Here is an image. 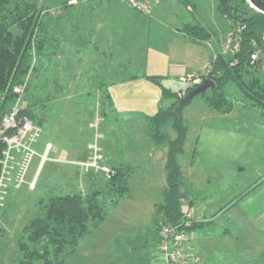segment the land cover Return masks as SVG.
Returning <instances> with one entry per match:
<instances>
[{
    "label": "rangeland",
    "instance_id": "374dc122",
    "mask_svg": "<svg viewBox=\"0 0 264 264\" xmlns=\"http://www.w3.org/2000/svg\"><path fill=\"white\" fill-rule=\"evenodd\" d=\"M141 1L148 3V9L143 13L118 0H104L102 4L95 0H84L66 9L68 19L60 22L64 29L59 36L67 45L61 48L69 52L65 53L62 49L59 51L68 57L57 59L54 68L53 63L45 61L40 78L36 81L37 88L30 89L35 98H46L50 89L61 92L60 87H49L51 79L57 75L58 82L63 83L64 92L58 94L57 103L53 102L50 106L48 102L43 112L45 120L34 144L38 155L31 163L28 179L37 170L46 141L57 143L60 152L55 154L57 159L50 160L53 156L51 154L43 163L35 191H29L26 186L20 190L12 188L7 196L6 206L2 209L4 224L0 223L3 232L0 237V264H17L13 261L17 237L28 221L39 212L42 199L75 191L86 193L105 186L106 179L102 174L96 173L99 180L91 185L86 172L70 163L83 159L96 133L101 135L99 145L109 157L114 150H133L139 155L166 148V143L162 144V148L155 146L149 118L159 108L169 106L173 98H163L161 88L146 76L153 75L148 74V71L152 70L154 63L158 67L154 59L158 61L162 58L155 54L167 53L169 47H178L180 38L174 34L176 28L188 23H202L214 32L217 31V35L223 36L231 28L230 22L218 11L216 0H191L197 5L194 12L180 0ZM57 11L55 9L53 13ZM135 13L139 15L138 18H135ZM57 28L58 22H53L54 33ZM217 35H212V42L219 50ZM87 50L92 62L83 64L85 58L82 56ZM141 78L150 82L141 84L138 81ZM94 80L106 84L117 82L120 87L116 85L118 88L114 90L115 95L112 93L116 102H106L104 93L92 86ZM162 82L166 87L170 86L164 76ZM185 84L178 83L171 88L174 91L185 90L189 83ZM154 85L157 90L153 88ZM228 93L234 104L228 116L222 113V116L215 115L216 111L210 110L211 107L201 93L184 107L183 116L190 131L185 153L180 156L183 168H186L184 166L191 153V144L196 134L194 130L203 124L222 125L243 134L264 138V109L253 106L250 97L233 85L228 86ZM25 102L31 103L26 94L21 97V106ZM97 112L101 120L99 127L93 128L91 124L97 120ZM164 129H167L171 137L175 135L170 127ZM238 148L233 152L236 153ZM202 159L207 168L211 167L207 158ZM158 162L151 167V181L134 182L130 186L133 200H121L118 206L112 207L109 205L110 195L103 194L102 199L109 210L107 218L81 241L77 251L66 258V264H150L153 253L158 250L154 240L153 204L163 200L165 188L164 169ZM238 170H235L232 177L228 176V184L233 183V199L243 194L258 176H264V154L257 150L246 159V166H240ZM144 174L143 169H139L136 178ZM226 186V182L220 185L214 180L207 184V193L214 195ZM183 203L185 205V201ZM230 230L236 231L234 227H230ZM161 256L164 258L163 254ZM158 259L154 258L153 264H160L162 258L160 261Z\"/></svg>",
    "mask_w": 264,
    "mask_h": 264
},
{
    "label": "trees",
    "instance_id": "16d2710c",
    "mask_svg": "<svg viewBox=\"0 0 264 264\" xmlns=\"http://www.w3.org/2000/svg\"><path fill=\"white\" fill-rule=\"evenodd\" d=\"M102 1L99 0V4ZM180 1L194 11L195 4L191 0ZM74 4L70 0H0V117L11 110L16 100L13 87L22 84L31 70L25 89L31 103L25 102L20 112L42 127L45 120L43 112L48 107L50 95L35 98L30 89L37 88L36 81L40 78L45 54L50 48L49 40L62 39L59 35L64 28L60 22L68 19L66 9ZM216 5L231 27L240 24L244 25V29L240 34L239 51L219 53L212 73L206 77L213 79L215 85L201 94L211 109L222 114L230 113L234 104L228 86L233 85L250 97L253 106L264 109V13L252 7L249 0H216ZM55 9L58 11L53 13ZM53 22H58L55 33ZM182 30L199 40H206L215 34L202 23H188ZM257 51V58L253 60L252 55ZM34 55L36 62L32 67ZM146 77L161 88L163 98H173L169 106L159 108L149 118L154 143L167 144L166 186L163 200L155 205L153 217L158 231L162 223L178 224L184 216L186 193L182 190L180 156L185 152L190 127L185 122L183 110L193 98L185 104H181L180 99L198 85H189L178 92L163 85L160 75ZM104 99L113 104L108 87ZM165 127H170L175 135L171 137ZM4 146L0 141V159ZM113 167L116 173L99 190L86 193L75 191L42 199L39 212L17 237L13 261L17 264H66V258L77 251L81 241L107 218L109 210L102 199L103 194L110 195L109 205L112 207L131 195L129 169L126 166ZM198 225L195 222L189 230ZM2 235L0 228V237Z\"/></svg>",
    "mask_w": 264,
    "mask_h": 264
},
{
    "label": "crops",
    "instance_id": "0c3cea01",
    "mask_svg": "<svg viewBox=\"0 0 264 264\" xmlns=\"http://www.w3.org/2000/svg\"><path fill=\"white\" fill-rule=\"evenodd\" d=\"M196 8L197 5L195 4L194 11ZM138 16L135 13V18H138ZM183 27L176 28V33H174L180 38L178 47H169L166 49V51L168 50L167 53L158 52L155 54L162 58L158 59V61L154 59V62L158 63V67L154 63L151 67L152 70L148 71V74L162 75L165 79L167 78V85H170L169 88L171 86L174 87L178 83L186 85L181 77L198 72L201 66L212 56V49L208 46L207 42H212L213 36L206 40L194 39L182 30ZM214 33L218 34L217 31ZM217 38L219 47L225 36L217 35ZM64 41L56 38L49 40L50 48L45 54V61H48L49 64L53 63V68L55 67L54 64L58 61L57 59L62 60L68 57L59 51L62 49L65 53L66 51L69 52L68 49L61 48L67 46ZM212 44L215 47L213 42ZM82 58H85L83 64L85 62H92V57L88 56V50L85 51ZM100 61L102 62V60ZM93 79L95 78L93 77ZM138 81L141 84L143 82H150L146 78H141ZM50 85L51 88L53 85L57 89L60 87L61 92H64L62 90L64 89L63 83L58 82L57 75L51 79L49 87ZM116 85L120 87L115 81L106 84L104 81L96 83L94 80L92 83V86H95L98 92L104 93L106 87H108L111 95L118 88ZM153 88L157 90L155 85ZM176 91L181 92L183 90ZM61 92L50 89V106H52L53 102H58V94ZM113 101L115 100L113 99ZM210 110L212 109L210 108ZM231 112L223 116H228ZM215 115L222 116L218 112H215ZM194 131L196 134L193 138V146L191 144V153L184 166L186 168L182 167V190L186 193L183 208H191L196 223L199 224L190 231L188 242L196 259L194 264H264V176L262 178L258 176L257 180L250 183L247 186L248 189L236 199L232 198L233 183L228 184V176L232 177L235 170L239 172L238 168L240 166L245 167L246 159L250 155L255 154L257 150H260L264 154V138L260 139L255 134H243L226 126L212 123L203 124ZM48 142L52 143V148L48 152V159L51 154L53 156L50 157V160L57 159L55 154L60 152V149L57 148V143L51 140L46 141V143ZM155 146L162 148V144L160 146L155 144ZM237 147L239 148L234 153L233 151ZM166 152L167 146L165 149H154L153 152H142L139 155L134 153L133 150L121 149L120 152L114 150L110 157L104 153V162L110 166H126L130 171V186L132 187L134 182L151 181L150 179L153 176L151 174V167L153 168L158 160L160 161L158 164L160 163L164 169L163 178L165 179L166 186ZM44 153L45 150L41 155ZM88 154L89 151L83 155V159L87 158ZM202 157L208 159L207 163L211 164V167H206ZM139 169L141 171L143 169V173L145 174L138 179L136 175ZM68 173L66 172V174ZM77 173L78 170L76 171V175ZM33 174H31V177ZM86 176L91 185H95L99 180V176L94 172H88ZM214 180L220 183V185L226 182L227 186L225 188L221 187L222 189H219L218 192L212 195L211 192L207 193V184H211ZM38 184L39 179L34 190L27 189L33 192L38 188ZM195 189L197 192H195ZM130 199L133 200L129 196L124 198L123 201ZM157 203L159 202L153 204L154 214ZM230 227H234L236 231L232 232ZM154 240L157 243L158 250L156 253H153L152 257L153 259H157L158 257L159 261L162 258L160 264H166L159 249V236L156 225ZM153 259L150 260V264H153Z\"/></svg>",
    "mask_w": 264,
    "mask_h": 264
},
{
    "label": "built area",
    "instance_id": "2783aa9c",
    "mask_svg": "<svg viewBox=\"0 0 264 264\" xmlns=\"http://www.w3.org/2000/svg\"><path fill=\"white\" fill-rule=\"evenodd\" d=\"M79 0H70V3H78ZM99 1V0H98ZM124 2L133 8L145 12L148 9V3L141 0H118ZM244 29V25L237 24L236 27H231L227 35L221 42L219 50L215 48L212 42H207L212 49V56L207 60L196 73L186 74L181 77L183 82L189 85H199L206 77L212 73L214 62L218 58L219 53H235L240 49V34ZM255 52L252 59L257 58ZM36 57H33L35 64ZM234 64V61L232 62ZM33 66V65H32ZM32 69V67H31ZM29 74L24 79L22 84L15 85L13 92L18 95L16 102L11 110L0 117V141L4 143L2 157L0 159V223L4 224L2 209L6 206V198L10 194L12 188L16 190L26 186L29 190H34L37 185V179L40 169L48 158V152L52 148V143L48 142L45 145V153L41 155L37 170L34 172L31 179H28V173L31 163L38 152L34 148L37 142L42 127L34 123L28 116L22 115L21 97L25 93L26 86L29 81ZM100 114L97 112V120L91 126L99 127ZM97 132V131H96ZM101 135L95 134V139L89 146V156L84 160L70 161L77 165L83 172L100 173L106 180L112 179L116 170L113 166L104 162V150L99 145ZM184 216L178 224H165L159 226V249L163 254L166 264H194L195 257L189 247L190 231L189 228L196 222L194 213L191 208H183Z\"/></svg>",
    "mask_w": 264,
    "mask_h": 264
},
{
    "label": "water",
    "instance_id": "95a60500",
    "mask_svg": "<svg viewBox=\"0 0 264 264\" xmlns=\"http://www.w3.org/2000/svg\"><path fill=\"white\" fill-rule=\"evenodd\" d=\"M252 7H254L259 12L264 13V0H249ZM215 85V81L213 79H205L201 84L197 87L191 89L184 97L180 99L181 104H185L190 101L197 94L204 92L209 87H213ZM18 97V95H16Z\"/></svg>",
    "mask_w": 264,
    "mask_h": 264
}]
</instances>
